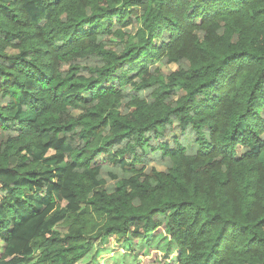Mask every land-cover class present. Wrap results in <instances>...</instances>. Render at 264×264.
Masks as SVG:
<instances>
[{"label": "trees", "instance_id": "16d2710c", "mask_svg": "<svg viewBox=\"0 0 264 264\" xmlns=\"http://www.w3.org/2000/svg\"><path fill=\"white\" fill-rule=\"evenodd\" d=\"M110 242L264 264V0H0V264Z\"/></svg>", "mask_w": 264, "mask_h": 264}, {"label": "rangeland", "instance_id": "374dc122", "mask_svg": "<svg viewBox=\"0 0 264 264\" xmlns=\"http://www.w3.org/2000/svg\"><path fill=\"white\" fill-rule=\"evenodd\" d=\"M161 69L163 72L167 73L168 71L175 70V66L170 65L168 67H161ZM158 170H161V169L158 168ZM113 247H115L114 244L110 242L109 245L106 246L105 248L106 252L102 253L100 260L96 261V264H115L114 262L116 261H117V264L119 263L120 264H135L134 262H136V259L138 260V262H140L139 264H171L170 256L164 259L165 254L160 248L157 250L152 248L151 250H148L142 253L141 251L138 250L137 246L136 247L134 246V250L132 253L126 250L125 252L126 255H122V253L119 252V248L115 247L113 250H110ZM108 250L110 251L108 252ZM163 250H164V247H163ZM113 252L117 254L118 256L120 255L122 256L120 258L113 259L111 258L112 257L111 254Z\"/></svg>", "mask_w": 264, "mask_h": 264}]
</instances>
